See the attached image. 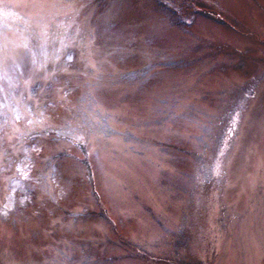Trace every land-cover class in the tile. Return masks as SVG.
Listing matches in <instances>:
<instances>
[{
	"label": "rangeland",
	"instance_id": "obj_1",
	"mask_svg": "<svg viewBox=\"0 0 264 264\" xmlns=\"http://www.w3.org/2000/svg\"><path fill=\"white\" fill-rule=\"evenodd\" d=\"M0 264H264V0H0Z\"/></svg>",
	"mask_w": 264,
	"mask_h": 264
},
{
	"label": "trees",
	"instance_id": "obj_2",
	"mask_svg": "<svg viewBox=\"0 0 264 264\" xmlns=\"http://www.w3.org/2000/svg\"><path fill=\"white\" fill-rule=\"evenodd\" d=\"M204 162H205V159L204 158L197 159V162L195 160L193 161L192 167L194 168L193 169L194 172H197L196 175H198V173L199 174H204L205 173L206 175L208 174V171H206L207 169L204 170V167L201 166L202 165L201 163H204Z\"/></svg>",
	"mask_w": 264,
	"mask_h": 264
}]
</instances>
